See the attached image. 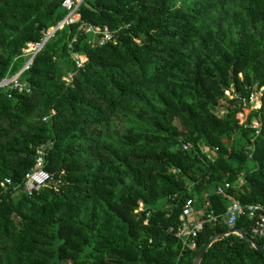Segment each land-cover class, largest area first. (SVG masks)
Listing matches in <instances>:
<instances>
[{
    "label": "trees",
    "instance_id": "trees-1",
    "mask_svg": "<svg viewBox=\"0 0 264 264\" xmlns=\"http://www.w3.org/2000/svg\"><path fill=\"white\" fill-rule=\"evenodd\" d=\"M64 1L0 0V81L68 15ZM80 14L21 76L29 93L0 88V264H176L169 228L188 199L200 215L206 201L218 216L232 199L264 204V0H84ZM82 25L115 39L100 46ZM253 92L262 106L242 124ZM39 149L55 181L29 195ZM236 226L264 247L247 213ZM227 229L207 225L181 263ZM201 264H264V252L230 234Z\"/></svg>",
    "mask_w": 264,
    "mask_h": 264
},
{
    "label": "built area",
    "instance_id": "built-area-1",
    "mask_svg": "<svg viewBox=\"0 0 264 264\" xmlns=\"http://www.w3.org/2000/svg\"><path fill=\"white\" fill-rule=\"evenodd\" d=\"M83 0H65L63 7L68 11V15L57 25L43 31V37L40 41L30 42L27 47L23 50V54L14 59V63L20 58L24 57L26 59L23 68L15 73L10 72L6 77L0 81V88H6L10 93L13 91H18L19 93L27 92L29 93L30 87L27 83L22 81L21 76L23 73L28 71L33 65L38 54L44 49L45 45L51 40L56 32L61 29L64 25H71L73 23L81 21L80 7ZM80 30H85L88 33H93L95 36L100 37L99 45L103 46L106 43L114 41L115 33L110 30L108 26H84L80 27ZM72 51L73 58L76 61V65L79 68L84 67V62L86 61L85 56L79 53L73 52V44L69 45ZM74 78V73L69 72L64 80L72 81ZM68 82V83H70ZM264 88H261L263 91ZM226 94L229 97H238V93L235 95L231 91H227ZM244 112L239 114V119L241 123L244 124L247 120L248 113L250 110H258L262 106V102L259 100L256 92H253L249 98H241ZM47 120V117L44 119ZM255 128L259 132L260 125L255 123ZM191 144L184 143L183 150L187 151L191 149ZM47 151L44 149L38 150V157L35 167L26 175L24 182V189L27 194L32 195L44 187L50 186L54 181V176L45 169V155ZM176 172L177 170H173ZM12 184L10 178H6L2 182V187L7 190L9 185ZM230 188V184L227 183L224 186H218L216 193L219 195H226L227 189ZM207 196V195H206ZM1 200V195H0ZM210 203L206 201L205 212L200 215L196 209V201L192 198L188 199L183 207L182 213L179 217V224L177 226H171L169 232L172 233L182 244V252L184 251H196L198 249V238L201 232L207 225L216 226L217 224H224L229 228L237 227L238 220L247 213L252 221L251 231L253 236L258 238H264V204L256 203L251 205H243L240 200L232 199V203L228 207L226 213L222 216L215 214L214 210L209 209ZM138 214H143L145 216V224H148L150 217L152 216V211L147 210L143 204H141L135 211ZM178 256L176 264H182L181 259L183 253Z\"/></svg>",
    "mask_w": 264,
    "mask_h": 264
},
{
    "label": "water",
    "instance_id": "water-1",
    "mask_svg": "<svg viewBox=\"0 0 264 264\" xmlns=\"http://www.w3.org/2000/svg\"><path fill=\"white\" fill-rule=\"evenodd\" d=\"M86 6L91 8V6L89 4H86ZM230 234L240 235L242 238H244L246 241H248L257 250L264 252V247L262 245L258 244L255 240H253L242 228L233 227V228H229L223 232H218L211 239H209L205 243V245L199 250L193 264H201L202 259H203L204 255L206 254L207 250L209 249V247L218 239H220L224 236L230 235Z\"/></svg>",
    "mask_w": 264,
    "mask_h": 264
},
{
    "label": "rangeland",
    "instance_id": "rangeland-1",
    "mask_svg": "<svg viewBox=\"0 0 264 264\" xmlns=\"http://www.w3.org/2000/svg\"><path fill=\"white\" fill-rule=\"evenodd\" d=\"M68 82H70V81H68ZM217 113H218L219 115H222V114H223L222 109L218 110Z\"/></svg>",
    "mask_w": 264,
    "mask_h": 264
},
{
    "label": "clouds",
    "instance_id": "clouds-1",
    "mask_svg": "<svg viewBox=\"0 0 264 264\" xmlns=\"http://www.w3.org/2000/svg\"><path fill=\"white\" fill-rule=\"evenodd\" d=\"M84 1V0H83Z\"/></svg>",
    "mask_w": 264,
    "mask_h": 264
}]
</instances>
